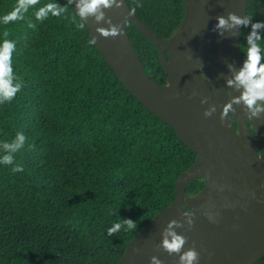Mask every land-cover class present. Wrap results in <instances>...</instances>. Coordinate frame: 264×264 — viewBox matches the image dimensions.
<instances>
[{
    "label": "trees",
    "instance_id": "obj_1",
    "mask_svg": "<svg viewBox=\"0 0 264 264\" xmlns=\"http://www.w3.org/2000/svg\"><path fill=\"white\" fill-rule=\"evenodd\" d=\"M126 2L161 39L185 17L184 0ZM57 4L66 11L54 15ZM12 12L22 19H0V47L15 43L11 66L22 87L0 104V160L13 157L0 163V264H118L122 248L175 200L177 180L197 155L120 81L69 0H38L26 10L0 0V18ZM246 16L244 61L252 34L264 55V0H249ZM127 33L146 73L166 85L156 47L133 24ZM18 132L26 141L11 153L3 145ZM18 165L23 171L13 172ZM204 187L192 181L186 194Z\"/></svg>",
    "mask_w": 264,
    "mask_h": 264
},
{
    "label": "water",
    "instance_id": "obj_2",
    "mask_svg": "<svg viewBox=\"0 0 264 264\" xmlns=\"http://www.w3.org/2000/svg\"><path fill=\"white\" fill-rule=\"evenodd\" d=\"M69 1L120 81L197 155L193 166L177 180L175 200L122 248L118 264H154V260L182 264L181 257L190 250L197 253L192 264H255L263 259L264 110L262 117L240 112L244 100L229 84L244 63L239 49L244 24L216 29L218 17L243 18L249 0H184V20L169 39L159 38L140 21L126 0H109L97 13L102 11L101 19L81 17L80 0ZM129 24L156 47L166 85L155 82L144 70L127 33ZM114 27L120 33L117 37L101 34ZM227 104H231L238 132L227 117L229 110L226 121L220 120ZM210 106L216 110L206 118L204 112ZM248 121L258 140L250 133ZM200 179L205 181L204 189L188 196L187 184ZM170 233L185 238L179 252L163 247L166 238L172 239Z\"/></svg>",
    "mask_w": 264,
    "mask_h": 264
},
{
    "label": "clouds",
    "instance_id": "obj_3",
    "mask_svg": "<svg viewBox=\"0 0 264 264\" xmlns=\"http://www.w3.org/2000/svg\"><path fill=\"white\" fill-rule=\"evenodd\" d=\"M38 2V0H19V3L22 4L26 10L27 6L30 4H34ZM109 5V0H80L79 7V15L81 17H85L88 15H96L97 19L102 18V11L97 15L98 11L102 7H107ZM47 7V6H46ZM56 11L53 13L54 15H60L61 12L66 11L65 8H62L60 5H55ZM37 19L43 21L46 18V12L44 9H41L36 14ZM2 21L4 23L13 22L17 19H22V16H19L17 12L9 13L4 16ZM218 23L216 25L217 30H228L232 29L237 25H247L251 18L246 15L243 18L237 17L234 14H229L228 17H218ZM261 25L257 23L254 25V28H259ZM29 27H35L34 24H29ZM80 28L84 26L79 25ZM101 34L105 37H117L120 33L117 28H112L111 31L101 30ZM223 35V32H220ZM254 35V34H252ZM252 35L247 37V54L246 59L243 63V66L234 73L233 79L229 81V84L236 90L241 91L242 96L247 95L249 97L248 107L256 106L259 101H264V64H261L260 61L264 59V55H262V49L259 45L253 42ZM90 43H94V41H90ZM15 48V43L10 42L9 40H5L3 42V46L0 47V104L11 103L15 98L17 92L20 91L22 85L16 81V77L13 74L12 66H11V54L13 49ZM243 75V82L237 81L235 76ZM170 87V84H169ZM207 101H202V103H206ZM231 108V104H227L223 107L222 113L220 116L221 122H225V115L228 110ZM215 106H210L208 110L204 112V116L210 117L213 112H215ZM264 109L256 108V111H261ZM256 114L255 112L253 113ZM26 141V137L22 132H18L16 134L15 140L12 143H6L3 145L5 149H7L11 153H15L20 151ZM13 157L11 155H6L0 160V163L11 164ZM13 172L23 171L21 166H16L12 169ZM127 224L129 229H134L136 227L135 223L131 220L124 221ZM120 228V224L117 223L113 227L107 230L108 235H112L114 232L118 231ZM172 239H165L163 241V247L170 253L179 252L185 243V238L182 236H177L174 233H170ZM197 259V253L195 251H188L183 254L181 257L182 264H192V261ZM154 264H159L158 261L154 260Z\"/></svg>",
    "mask_w": 264,
    "mask_h": 264
},
{
    "label": "flooded vegetation",
    "instance_id": "obj_4",
    "mask_svg": "<svg viewBox=\"0 0 264 264\" xmlns=\"http://www.w3.org/2000/svg\"><path fill=\"white\" fill-rule=\"evenodd\" d=\"M235 79H238L237 76H235ZM239 80L242 83L243 82V77H242V79H239ZM239 92H240V96H242L241 91H239ZM230 98H232L231 94H230ZM242 98L244 100V104L240 107V110H239L240 112H243L245 114L247 111L248 112L250 111L252 113L255 112L256 115H258V116H261V117L263 116V114L261 113L262 110L261 111H256L257 107L260 108V109H264L263 106H262V102L261 101H259L256 106H253V107L250 108V107H248L249 97L247 95H243ZM227 117H228L229 121H231L234 124V126L236 127V130L238 132V124H237V121H236L235 117L233 116V111L229 110V113H228ZM247 124L249 126V130H250V133L252 134L253 138L255 140H258V136H257V134L255 132V129L253 128L252 124L249 121L247 122Z\"/></svg>",
    "mask_w": 264,
    "mask_h": 264
}]
</instances>
